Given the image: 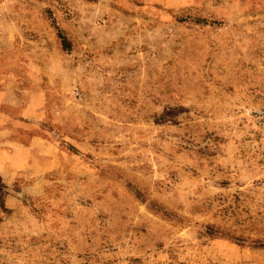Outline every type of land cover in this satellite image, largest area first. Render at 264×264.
Masks as SVG:
<instances>
[{
	"label": "rangeland",
	"instance_id": "obj_1",
	"mask_svg": "<svg viewBox=\"0 0 264 264\" xmlns=\"http://www.w3.org/2000/svg\"><path fill=\"white\" fill-rule=\"evenodd\" d=\"M0 93V264H264V0H0Z\"/></svg>",
	"mask_w": 264,
	"mask_h": 264
},
{
	"label": "crops",
	"instance_id": "obj_2",
	"mask_svg": "<svg viewBox=\"0 0 264 264\" xmlns=\"http://www.w3.org/2000/svg\"><path fill=\"white\" fill-rule=\"evenodd\" d=\"M0 98L2 94L0 93ZM27 113V111H26ZM22 131L19 130L15 122H10L7 118L0 116V163L6 168H11L15 163L29 161L33 157L45 156L47 163L53 161V154H39L38 146L32 142L23 144L18 136H21ZM26 136V135H25ZM43 151V150H42Z\"/></svg>",
	"mask_w": 264,
	"mask_h": 264
},
{
	"label": "trees",
	"instance_id": "obj_3",
	"mask_svg": "<svg viewBox=\"0 0 264 264\" xmlns=\"http://www.w3.org/2000/svg\"><path fill=\"white\" fill-rule=\"evenodd\" d=\"M59 38L61 39L64 49L70 50L72 47L71 40L61 30H59Z\"/></svg>",
	"mask_w": 264,
	"mask_h": 264
}]
</instances>
